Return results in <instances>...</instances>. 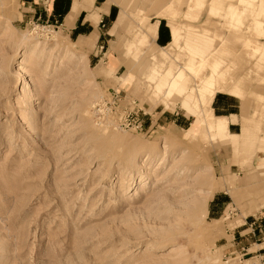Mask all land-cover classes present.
I'll use <instances>...</instances> for the list:
<instances>
[{
    "label": "rangeland",
    "instance_id": "1",
    "mask_svg": "<svg viewBox=\"0 0 264 264\" xmlns=\"http://www.w3.org/2000/svg\"><path fill=\"white\" fill-rule=\"evenodd\" d=\"M169 2L115 0L118 14L100 23L84 0H0V264H264V54L242 45L252 18L221 29L224 0L220 15L208 18L211 0L196 13L195 25L209 19L221 31L219 60L246 93L224 95L214 112L239 115L234 148L200 133L179 103L164 109L163 92L153 98L156 36L145 27ZM74 4L81 9L69 21ZM137 28L148 37L128 53ZM176 54L180 67L187 58ZM101 101L134 124L96 125L91 109Z\"/></svg>",
    "mask_w": 264,
    "mask_h": 264
},
{
    "label": "bare ground",
    "instance_id": "2",
    "mask_svg": "<svg viewBox=\"0 0 264 264\" xmlns=\"http://www.w3.org/2000/svg\"><path fill=\"white\" fill-rule=\"evenodd\" d=\"M181 1L170 0L164 9L162 8L156 14L157 20H165L170 24L171 40L164 48H159L154 44L148 50V54L151 55L157 49L156 55H152V63L148 74V79L157 80L153 90V98L158 99V96L163 92V96H161L163 98L157 101L164 109L171 110L179 103L180 108L188 112L194 121L200 124V133L205 130L206 133L220 141H232L231 145L235 148L236 143L234 141L238 136H232L226 132L227 121L215 119L212 109V104L217 94H224L240 100H243L244 94H246L240 80H229L228 68L222 67V62L219 60V56L224 52L226 46V40L222 37L221 31L219 28L212 31L208 27L207 21L223 12L221 2H219L221 0L208 2L207 14L209 19L201 22L198 26L195 25L199 19L196 13L204 9V0H186V11L179 14L177 6ZM224 1H228L229 5L224 9L223 15H221L222 20L215 22V24L219 25L221 29H235L240 26L239 21H243L245 17H251V23L246 26V31H248L249 35L243 39L242 45H244L245 51L252 56L255 54L262 56V53L264 54V43L258 42L253 38L264 35V21L259 18L264 16V0ZM256 2L258 3V9L254 10V3ZM123 8L125 9V7ZM241 9L244 12H241ZM178 14L180 15V20L177 22L176 17ZM147 21H149L148 18ZM129 25L131 24L127 21L126 27ZM156 29V23H150L145 27V32L147 35L155 37ZM140 31L143 30L137 28L133 41L130 44L128 43V53L133 52L135 49L140 50L145 45L148 36H141ZM226 39L228 38L226 37ZM233 39L235 38L232 37L229 41ZM211 40L220 42L217 48L213 49ZM236 40L234 41L236 42ZM174 49L181 50L187 58V61L183 62L180 67H177L180 56L178 54L174 56ZM258 58L260 59L259 56ZM205 68L209 70L208 74L203 77L202 73ZM189 79L195 83V87L189 88ZM250 93L253 94L252 91ZM188 94L193 96L191 102L184 99ZM254 95L256 98L262 97V95ZM246 105L245 101L243 106H241L242 115H244ZM245 137L243 136V139ZM252 146H254V143H252ZM262 149L264 150V147ZM263 150L261 151L260 148L258 151L264 152ZM163 157L164 159L166 158V152H164ZM146 159L149 160V156ZM186 171L188 172V170Z\"/></svg>",
    "mask_w": 264,
    "mask_h": 264
},
{
    "label": "crops",
    "instance_id": "3",
    "mask_svg": "<svg viewBox=\"0 0 264 264\" xmlns=\"http://www.w3.org/2000/svg\"><path fill=\"white\" fill-rule=\"evenodd\" d=\"M108 1H110V3L113 2V0H93V2L91 4H89L86 0H84V5L87 6V7L93 6L92 7L93 8V11H91V14H93V15L94 14H97L99 16V19L98 20H99L100 23L103 22L104 20H108V19L110 20V23H112L111 20L114 19V17H116V15L119 12V9H118V6L115 4V0H114V3L108 5V7H105V9H102L101 10V8ZM79 9H81V7H79V6L75 5V4L73 5L72 10H71V13L72 14L69 16V21H71V18L73 17V15L75 14L76 11L79 12ZM78 12L76 13V15H75L74 18H76V16L78 15ZM83 18H84V14L81 15V19L82 20H83ZM127 21H126V23H127ZM155 22L157 23L156 37L154 39H151L150 43L151 44H155L159 48H164V47L167 46V44L171 40L170 32L168 30V27L166 25L165 20H160V21L159 20H156ZM162 22H164V23L162 24ZM78 26L79 27H77V29L80 30V26H84V24L82 25V23H79ZM87 26L91 28L90 24H87ZM158 26H159V28H158ZM88 27H85V28H87L86 31L88 30ZM88 33L90 34V33H92V31L89 30ZM223 96H224V94H217V95H215V98H214V101H213V104H212L213 115H214V112L216 111V108H218L220 110V107L218 106V101L221 98H223ZM161 116H162V114H160L158 118L160 119ZM238 116L239 115L236 114V113H228L225 116H220L221 118H217L214 115V118L215 119H219V120H225V121H227L226 122L227 123V125H226V132L229 135L238 136V135H235V134H238L239 131H240L239 123L232 121V120H236ZM174 121H176V119H174ZM231 131H235V134H233Z\"/></svg>",
    "mask_w": 264,
    "mask_h": 264
},
{
    "label": "built area",
    "instance_id": "4",
    "mask_svg": "<svg viewBox=\"0 0 264 264\" xmlns=\"http://www.w3.org/2000/svg\"><path fill=\"white\" fill-rule=\"evenodd\" d=\"M91 115L94 119L96 125L101 128H108L113 130H123L128 129L134 120L130 112L119 111L118 106L114 104H109L108 101H101L92 106ZM137 121V126H141ZM237 264H242L241 261Z\"/></svg>",
    "mask_w": 264,
    "mask_h": 264
}]
</instances>
